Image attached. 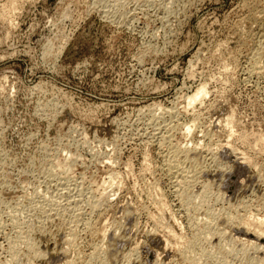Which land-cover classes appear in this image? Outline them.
I'll return each mask as SVG.
<instances>
[{
  "label": "rangeland",
  "instance_id": "obj_1",
  "mask_svg": "<svg viewBox=\"0 0 264 264\" xmlns=\"http://www.w3.org/2000/svg\"><path fill=\"white\" fill-rule=\"evenodd\" d=\"M10 1L0 264H264V0Z\"/></svg>",
  "mask_w": 264,
  "mask_h": 264
},
{
  "label": "bare ground",
  "instance_id": "obj_2",
  "mask_svg": "<svg viewBox=\"0 0 264 264\" xmlns=\"http://www.w3.org/2000/svg\"><path fill=\"white\" fill-rule=\"evenodd\" d=\"M12 1H14V0H11L10 2H12ZM14 2H16V1H14ZM14 2H12L13 4H14V6H15V3ZM12 3H10L9 5L11 6V4ZM106 3V2H105ZM13 4H12V6H13ZM11 6V7H12ZM19 6V5H18ZM13 9V8H12ZM10 10V9H9ZM15 10V9H14ZM11 12H12V10H11ZM105 13V12H104ZM77 24V23H76ZM264 27V26H263ZM69 39V38H68ZM260 41V40H259ZM59 45V44H58ZM61 47H63V46H61ZM58 51V50H57ZM59 51H60V48H59ZM59 53V52H58ZM256 54V53H255ZM206 89H205V87H200V88H198V89H196V91L192 94V95H190L189 97H188V101L186 102L187 103V105L188 106H190V105H193V103H195V102H199L204 96H205V94H206ZM187 99V98H186ZM187 106V107H188ZM185 110V109H184ZM225 121V120H224ZM232 121V120H231ZM235 122V121H234ZM226 125V124H225ZM225 128V127H224ZM190 129V127H187V131ZM186 131V132H187ZM189 132V131H188ZM255 133V132H254ZM258 136V135H257ZM261 137H262V134L260 135ZM228 137V136H227ZM264 137V136H263ZM170 138V137H169ZM254 142V141H253ZM223 143V142H222ZM227 143V142H226ZM252 144V143H251ZM234 147V146H233ZM179 148V147H178ZM231 148V147H230ZM232 150V149H231ZM176 152V151H175ZM196 152V151H195ZM230 152V151H229ZM231 155V154H230ZM174 156V155H173ZM188 156V155H187ZM191 156V155H190ZM185 157V156H184ZM243 157V156H242ZM183 162V161H182ZM193 162V161H192ZM197 162V161H196ZM181 163V162H180ZM165 164V163H164ZM50 165V164H49ZM172 166V165H171ZM54 167V166H53ZM54 169V168H53ZM180 170V169H179ZM199 173V172H198ZM176 174V173H175ZM63 177V176H62ZM195 177V176H194ZM182 181V180H181ZM61 182V181H60ZM194 182V181H193ZM67 184V183H66ZM80 184V183H79ZM66 186V185H65ZM175 188V187H174ZM187 189V188H186ZM41 191V190H40ZM63 191V190H62ZM75 191V190H74ZM83 192H84V190H82ZM86 191V190H85ZM103 191V190H102ZM67 192V191H66ZM77 192H79V191H77ZM76 192V193H77ZM58 193V192H57ZM68 193H70L69 191H68ZM71 193H73V192H71ZM71 193H70V195H71ZM53 196V195H52ZM79 196V195H78ZM62 197V196H61ZM70 197V196H69ZM74 197V196H73ZM75 198H76V196H75ZM50 199V198H49ZM58 199V198H57ZM98 199V198H97ZM41 200V199H40ZM51 200V199H50ZM53 200V199H52ZM55 201V200H54ZM40 202V201H39ZM53 202V201H52ZM88 202V201H87ZM50 203V202H49ZM35 204V203H34ZM44 204V203H43ZM42 204V205H43ZM51 204H53L54 205V202L53 203H51ZM69 204V203H68ZM95 204V203H94ZM46 205H48L47 204V202H46ZM45 205V206H46ZM52 205V206H53ZM56 205V204H55ZM44 206V207H45ZM51 206V205H50ZM51 206V208H53V209H57L56 207H52ZM36 208L38 207V206H35ZM35 207H33V208H35ZM42 207V206H41ZM33 208H31V209H33ZM39 208V207H38ZM48 208V210H49V207H47ZM50 208V209H51ZM93 208V207H92ZM43 209V208H42ZM45 209V208H44ZM52 209V211H54ZM62 209V208H61ZM47 210V211H48ZM90 210V209H89ZM93 210V209H92ZM157 210V209H156ZM32 211H34V210H32ZM41 211H43V210H41ZM45 211V210H44ZM47 211H45V214L47 213V214H49ZM50 211V210H49ZM39 212H40V210H39ZM51 212V211H50ZM60 212V211H59ZM44 213V212H43ZM52 213V212H51ZM154 215V214H153ZM74 216V215H73ZM73 219V218H72ZM80 219V218H79ZM260 219V218H259ZM36 220V219H35ZM1 222V221H0ZM258 223V222H257ZM22 225V224H21ZM85 225V224H84ZM75 226V225H74ZM244 226V225H243ZM93 227V226H92ZM162 228V227H161ZM71 230V229H70ZM94 230V229H93ZM3 231V230H2ZM257 233H256V238H258V239H260V241H261V239H263V237H264V231L263 230H259V231H256ZM73 233V232H72ZM71 233V234H72ZM264 240V239H263ZM30 241V240H29ZM31 244H33L32 242L30 243V245ZM29 245V251H30V248H31V246ZM34 245V244H33ZM177 246V245H176ZM34 247H36V246H34ZM35 250V249H34ZM37 250V249H36ZM32 253H33V251H32ZM34 253H35V251H34ZM34 253H33V255H34ZM37 253V252H36ZM40 253H41V251H40ZM94 253V252H93ZM26 254V253H25ZM39 256V255H38ZM97 256V255H96ZM34 257V256H33ZM137 258V257H136ZM11 259V258H10ZM98 259V258H97ZM8 261V260H7ZM27 261V260H26ZM28 261H29V258H28ZM30 262V261H29ZM28 262V263H29ZM72 262V261H71ZM26 263V262H25ZM32 263V262H31ZM69 263V262H68ZM135 263V262H134ZM33 264V263H32ZM72 264H73V262H72Z\"/></svg>",
  "mask_w": 264,
  "mask_h": 264
}]
</instances>
